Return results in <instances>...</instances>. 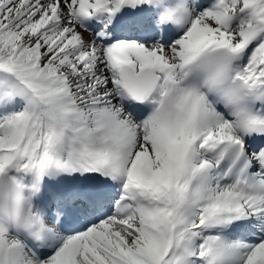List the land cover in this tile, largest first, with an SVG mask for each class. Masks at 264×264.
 I'll return each instance as SVG.
<instances>
[{
  "label": "snow or ice",
  "instance_id": "6c2138e0",
  "mask_svg": "<svg viewBox=\"0 0 264 264\" xmlns=\"http://www.w3.org/2000/svg\"><path fill=\"white\" fill-rule=\"evenodd\" d=\"M0 264H264V0H0Z\"/></svg>",
  "mask_w": 264,
  "mask_h": 264
}]
</instances>
